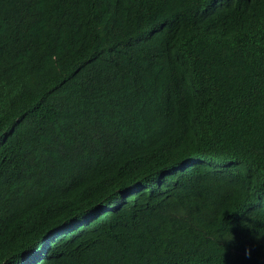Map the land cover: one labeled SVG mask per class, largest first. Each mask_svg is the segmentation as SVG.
I'll return each instance as SVG.
<instances>
[{
  "label": "trees",
  "instance_id": "trees-1",
  "mask_svg": "<svg viewBox=\"0 0 264 264\" xmlns=\"http://www.w3.org/2000/svg\"><path fill=\"white\" fill-rule=\"evenodd\" d=\"M0 264H264V0H0Z\"/></svg>",
  "mask_w": 264,
  "mask_h": 264
}]
</instances>
